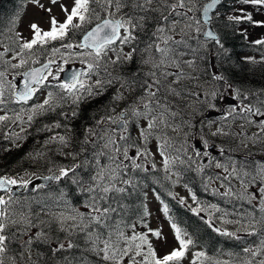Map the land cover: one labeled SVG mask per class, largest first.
I'll list each match as a JSON object with an SVG mask.
<instances>
[{
  "label": "rangeland",
  "instance_id": "1",
  "mask_svg": "<svg viewBox=\"0 0 264 264\" xmlns=\"http://www.w3.org/2000/svg\"><path fill=\"white\" fill-rule=\"evenodd\" d=\"M223 1L229 9L227 12L219 9L214 14L213 26L233 21L251 44L261 47L264 51V44L255 43L256 40H264V23H255L264 22V5L245 3L244 0ZM74 2L75 0H57L56 3H52V0H30L24 15L19 17L17 34L21 49L15 54H0V71L3 72V75H0V92L3 96L0 98L5 101L0 104V116L7 117L0 120V134L3 138L7 131V135L12 138L10 144L13 146L14 143L17 146L25 142L29 133L34 130L37 120L44 117L46 113L52 114L57 107H63L66 110L74 109L76 112L82 107L81 104L91 99L112 96V101L102 109L103 114L97 124L87 129L84 126H78L77 129H72L70 126L67 128L55 126L51 137L64 136L68 143L63 144L59 139H50L42 145L44 150L41 153L30 154L21 166V172L17 173L19 170H14L13 177L10 179L22 183L27 181L28 184L39 177L58 173L62 168H71L76 173L70 178L74 184V180L80 183L77 180L82 179L78 176L79 170L88 168L89 171L86 170V174L91 173V183L76 185L75 188L79 193L87 189V192L92 193L91 196L96 195V199V192L104 193L102 189L108 187V183L112 185L127 165L133 168L139 165L141 168L148 169L155 164L176 180L175 167L184 161V158L201 162L203 172L208 167L211 170L207 182L211 192L216 196L227 197L226 203L236 202V205L232 204L229 211L218 205L216 199H211L206 205L205 201L201 205L197 204L189 190L179 184L175 186L177 199L191 209H198V214L211 221L220 230L230 233L233 231L235 237L243 238L249 243L243 249L260 248L261 251L255 257L244 251L245 254L241 259L223 256L207 262L204 257L197 258L196 253L200 252L199 249L189 248L179 264H248L249 261L252 264H260L264 261V248L261 245V241H264L261 233L264 228V211H261V199L264 197V192H261L264 188V130L260 126V121L264 120V97L256 106L246 105L244 100L242 104L240 98L225 83L224 78H215L222 77L217 71L219 48L205 39L202 34L206 31V25L202 22L201 12L208 0H194V5H189L195 7L196 10L193 12H187V8L180 9L179 11L187 12V16L183 17L175 15L168 7L175 0H153L150 6L152 10L145 11L136 7L137 15L132 13L134 5L126 2V6L119 12H116L115 4L110 8L103 6L102 20L132 17L133 22L139 23V17L145 18L142 27L134 30L135 40L129 44L118 43L112 46L107 50V55L102 58L100 66L93 70H88L87 64L95 63L94 56L79 55L92 50L80 48V43L59 44L47 56V61H53L54 67L47 73V79L36 88L38 91L36 100L17 106L19 102L15 98V93L18 85L23 75L35 68L37 64L35 61L37 55L21 47L33 38L31 25L38 24L41 32L50 30L53 17L58 24L66 18L67 13L62 10L61 5L66 6L70 11ZM140 3H143V0ZM109 12L113 15L110 16ZM249 14L252 17L251 21L229 19ZM162 15L169 16V20L163 21ZM193 17L201 21L200 32L194 31L195 26L192 29L186 27L189 19ZM173 21H179L175 28L171 27ZM74 23L80 24L79 19H74ZM149 23H152V27ZM160 26L165 27L164 33L157 32ZM144 34L146 39L152 37L146 44H142L139 39V36ZM167 36H171L173 41L183 40L184 43L169 42L168 47L172 51L161 65L160 54L154 47L149 46L160 44L164 47L162 37ZM50 40L52 39L45 38V41ZM44 42L38 41L36 44ZM67 44H72L73 47L63 46ZM57 48L60 49L59 52L54 51ZM135 48L136 53L133 51ZM128 53H132L134 58L133 66L130 62L132 58L124 59ZM117 54L121 57L118 61ZM244 57L256 58L258 55L247 54ZM120 61L124 65L117 64ZM189 61L191 63H188ZM14 65L16 67H13ZM73 67L85 68L81 81L84 82L85 88L91 87L93 93H98L88 96L81 90L77 93L83 95L79 104L73 102L74 97L62 89L61 84L53 83V81L61 80L62 73ZM121 67L125 72L120 71ZM165 72L173 75L165 77L163 75ZM177 76H179L178 82ZM16 79H18L17 82H15ZM97 80L102 82V87L96 86ZM155 80L161 81L158 86L160 90L155 98H151L147 96L148 90L145 85L153 84ZM109 81L111 83H108ZM151 90L155 91L156 88L153 87ZM49 93L52 94L51 97ZM45 99H49V105L44 109L37 107L43 104ZM150 99L152 105L148 115L134 116L132 114L133 109L144 112L143 104ZM249 108L251 111H248ZM256 109H259L261 114H257ZM121 113H125L124 120L127 121L124 127L121 126L124 122L119 119ZM66 115L71 117V112ZM29 116L32 117L31 120L28 119ZM108 117H112V120H108ZM153 118L156 120V126L145 142L140 134L141 129L147 128L148 121ZM122 135L126 139H121ZM45 154H50L54 161L55 164L52 167L48 163L53 161ZM249 164L255 165L254 174H252V168L247 169ZM101 175L103 179L98 180L97 177ZM34 185L29 194H22L16 198L11 194L1 196L7 202L3 207L7 213L4 218L7 227L3 234L8 235L10 231H17L18 234H22L21 242L23 243L22 253L18 256L14 257V254L6 250L0 254L2 264H33L36 261L35 250L29 244L38 236V232L48 227L49 222L73 232L84 229L82 226L90 228L94 225L88 224L85 217L89 219L91 216L98 215L93 211V207H98L99 204L95 199L74 207L63 193L56 192L52 186H40L38 183ZM147 199L150 211L149 228H143L137 233H124V230L119 228L110 231L106 237L101 235L107 234V230L99 229L97 232L96 228L94 229L91 240L87 242L88 254L95 259L92 264H140L142 261V255H136L135 245L140 243L138 239L132 242L127 256L117 255L115 259L109 260L104 259L102 251L105 240H110L121 253L129 247V238L144 233L148 235L149 242L159 256L179 247L171 224L166 220L164 206L153 191L148 192ZM230 228L232 230H229ZM253 228L255 232L252 231ZM149 229L160 230L162 238L158 239L152 235ZM248 240L255 242L250 244ZM147 251V245H142V254H146ZM35 264L39 263L36 261ZM73 264L91 263L76 261Z\"/></svg>",
  "mask_w": 264,
  "mask_h": 264
},
{
  "label": "trees",
  "instance_id": "2",
  "mask_svg": "<svg viewBox=\"0 0 264 264\" xmlns=\"http://www.w3.org/2000/svg\"><path fill=\"white\" fill-rule=\"evenodd\" d=\"M229 1L236 2L239 0ZM29 2L30 0H0V54H15L21 49L17 34L19 17L24 15ZM125 2L134 5L132 13L137 15L135 4L140 3L141 0H125ZM103 6H105L104 0H99L98 3H92L90 0V11L85 14L87 17L86 21L80 22V28L70 29L62 39L45 41L42 44L33 45L31 49H27L29 53L37 55L35 59L37 64L35 66L45 63L48 54L59 44L80 43L82 36L92 28V23L95 25V23L97 24L102 21L104 17ZM228 9L229 6L224 3L220 10L227 12ZM149 24L152 27V23ZM214 29L223 45V47H220L213 42V45H217L219 48L217 52L220 54L217 71L224 78L225 83L240 98V103L244 104V101H246V105H258L264 97V51L261 50V47L251 44L244 33L238 30V26L233 21H226L224 25L214 26ZM139 39L142 44H146L152 37L146 39V35L144 34L143 36H139ZM247 54L258 55V57L245 58L244 55ZM133 61L134 58L130 61L131 66H133ZM117 64L124 65L122 61ZM120 71L125 72L123 67H121ZM0 73H3L2 70ZM242 96H247L246 100L242 99ZM111 101L112 96H101L91 99L81 104L82 107L76 111V115L73 117L72 115L71 117H67L66 114L70 112L72 114L75 111L74 109L66 110L63 107H57L52 114L46 113L44 117L37 120L34 130L29 133L25 142L17 146L14 143L13 146L10 144V139L12 138L7 135V131L5 133L6 136L3 138L0 134V177L11 178L13 177L14 170H19L17 173H20L21 166L30 154L34 152L41 153L44 150L42 145L50 140L57 123H60L61 128L70 126L72 129H77L78 126H84L87 129L97 124L98 119L103 114L102 109L107 107ZM13 106L16 107L15 105ZM71 120L72 122L70 123ZM74 137L76 138V135ZM2 145L3 147H1ZM45 155L48 156V159L52 160L50 154ZM183 160L175 167L176 180L171 175L164 173L155 164L148 169L141 167L133 168L127 165L112 185L108 183V187L111 190L107 193L96 192V199V195L91 196L92 193L87 192V189L79 193L77 192V188H75L76 185L88 184L86 182L91 183V173L86 174L88 168L86 170H79L78 176H81L80 178L82 179L80 181L77 180V182L80 183H76V180H74L75 183L72 184L70 178L76 175V173L75 171H71L65 179L52 186L55 191L63 193L74 207H78L86 202L89 203L95 199L99 203V208H108L110 211L100 221L93 219L94 216H91L89 219L86 216L85 221L88 224L92 223L94 225L90 226V228L82 226L84 229L75 232L70 231L68 228H59L55 223L49 222L48 227L38 232V236L29 244L35 250L36 261L39 264H73L76 261L94 263L95 259L92 255L88 254L87 242L91 240V233L95 228L97 232L99 229L107 230V234L101 235V237H106L110 231L118 230L119 228L123 229L124 233H137L143 228L150 227L148 220L150 211L147 199L149 191L154 192L163 206L167 205L168 213L165 214L166 220L170 224L176 223L178 227L187 233L186 238H191L193 243L189 245L188 249L200 247V252L205 253L204 258L207 262L223 256L243 258L242 255L245 254L243 248L245 245H249V243L244 241L243 238H238L234 235H224V231L222 230L221 232L217 231L208 219L197 212H193L191 208L177 199L175 186L179 184V186L182 185L189 190L192 197H195L193 199L197 204L201 205L205 201L206 205L211 199H216L217 204L227 210H229L232 204L236 205V202L226 203L225 199L227 197L222 195L216 196L215 193L211 192L207 183L209 175H211L209 167L203 172L201 162L198 163L186 160L185 158ZM54 164V161L53 163H48L50 167ZM250 168H252V174H254L255 165L249 164L247 169ZM117 189H122V191H117ZM229 230L232 229L230 228ZM16 232L10 231L6 235L8 238L6 241V251L14 254V257L20 255L23 248V243L21 242L22 234H18L17 232V235ZM231 233L234 232L231 231ZM261 233L264 236V228ZM248 241L250 244L255 242L254 240ZM69 242L73 244V247H67ZM60 244H64L65 247L60 249Z\"/></svg>",
  "mask_w": 264,
  "mask_h": 264
},
{
  "label": "snow or ice",
  "instance_id": "3",
  "mask_svg": "<svg viewBox=\"0 0 264 264\" xmlns=\"http://www.w3.org/2000/svg\"><path fill=\"white\" fill-rule=\"evenodd\" d=\"M57 0H52V3H56ZM92 3H98L99 0H91ZM221 0H208L207 3L203 5V17H204V23H210L212 17L209 16V13L213 10L216 9L217 5H219ZM245 3H252L255 5H264V0H244ZM153 3V0H143V3H136L135 6L138 8H142L145 11L152 10L150 8L151 4ZM90 0H75L74 6L71 7V10L69 11L68 8L64 5H61L62 10L67 13L65 20L62 23L57 22L56 18L53 17L51 20V28L48 31L41 32V29L38 24L33 23L31 25V28L33 30V38L25 42L21 47L22 49H31L34 44H36L38 41L44 42L45 38H50L52 40H56L58 38H63L65 35L68 33L70 29H78L81 27V24L74 23V19L78 18L80 22H85L87 17L86 13L90 11L89 8ZM113 4H115L116 12H119L121 8L125 7V0H104V5L106 8H110ZM189 5H194V0H175L174 3L170 4L168 7L170 10L175 13L177 16H187V12H193L195 11V7H190ZM148 6V7H145ZM187 8V12L179 11L180 9H185ZM50 11V9H49ZM109 15H113L111 12H109ZM144 17L140 18V22L136 23L133 22L132 17L128 18H121V19H104L102 23H97L96 27L93 28L92 30L88 31L84 37H83V42L79 45L80 48H85V49H92L93 51H90L88 53H80L79 55H88V56H94L95 63H88L87 68L88 70H93L95 68H98L100 66V62L102 61V58L107 55V50L110 49L112 46H114L117 42L120 44H129L133 40H135V33L134 30L137 28L142 27V24L144 22ZM161 19L163 21H168L169 16H161ZM229 19L239 21L241 19H246L251 21L252 17L251 15H246L244 17H230ZM255 23H264V22H255ZM179 24V21H173L171 27L175 28ZM194 27L195 32H200L201 31V21L196 18H190L188 24L186 25L187 28L192 29ZM123 30V31H122ZM157 32L159 33H164L165 32V27L160 26L157 28ZM208 41L215 42V44L219 45L220 47H223L221 44V41L219 37L211 30L204 31L202 33ZM164 47H161L160 44H155V45H150L149 47H154L155 51L160 54V64L163 65L165 59L169 57L170 52L172 49L168 47L169 42H174L176 44H181L184 43L183 40L181 41H173V38L171 36L167 37H162ZM256 44H264V40H256ZM66 48H72V44H67L63 45ZM114 50V49H113ZM54 51L59 52L60 49H54ZM135 51V49H133ZM120 54H117L116 60L118 61L120 59ZM132 58V53H128L127 55L124 56V59H131ZM251 59V58H249ZM86 62V61H82ZM115 63L116 61H112ZM23 63V61H21ZM49 63H53V61H49ZM188 63H191L189 61ZM156 67H159L160 65H155ZM178 66V65H177ZM13 67H16L15 65ZM62 70V69H61ZM0 75H3L0 73ZM82 74L79 73H73L71 80L69 82L62 83L60 87L64 90H66L67 93L71 94L74 97L73 102L76 104H79V102L83 99V95L80 94L78 95V92H86L88 96H92L94 94L98 93H93L91 87L85 88V84L83 81L79 79V76ZM150 75H155V73H150ZM165 77L168 75H173L172 73H163ZM216 79H222V77H215ZM43 79H47V77H43L40 80H38V83H42ZM179 80V76H177V82ZM108 83H111L109 81ZM161 84L160 80H155L153 84H146L145 87L148 90L147 91V96L151 98H155L157 92L160 90L159 85ZM77 85H79V88H77ZM96 86L102 87V82L100 80L96 81ZM155 87L156 90L152 91L151 89ZM174 91V90H173ZM35 92V89L33 88H27L23 93L18 94V100H23L27 101L32 94ZM51 93H49V96L51 97ZM3 96V93L0 92V97ZM119 98V97H117ZM143 99V97H141ZM5 103V101L0 98V104ZM49 105V99H45L43 104L38 105L37 107L44 109L45 106ZM151 105H152V100H148L143 104V108L145 109L144 112L139 111L138 109H133L132 114L134 116H141V115H148L151 112ZM235 111V109H233ZM248 111H251V108L248 109ZM257 114H261L259 109H256ZM72 116L76 115V112L73 111ZM124 115L125 113H121L119 119L124 122V124H127V121L124 120ZM19 118V117H18ZM7 119V117L0 116V120ZM29 120L32 119L31 116L28 117ZM108 120H112V117H108ZM156 126V120L153 118L152 120L148 121L147 128L141 129V136L146 142L148 140V137L150 135L151 130ZM260 126L261 129L264 130V120L260 121ZM56 127H60V125L57 123ZM91 131V130H89ZM220 130L218 129V132ZM215 134V133H214ZM121 139H126L125 136H121ZM51 140H57L63 144H67L68 141L64 136H53L50 138ZM138 155L140 152L138 151ZM163 154V153H162ZM125 156L127 157V153L125 151ZM167 163V161H166ZM136 167H140L139 165H136ZM73 169H60L59 174L46 179H59L60 176H67L69 172H71ZM98 180H102L103 176L97 177ZM17 181L14 179H10L8 177H0V188L5 187L7 184H15ZM27 184V181L24 182ZM127 183V181H126ZM111 189L110 187H104L102 191L104 193L109 192ZM117 191H122V189H117ZM261 192H264V188L261 189ZM195 198V197H193ZM183 202V201H181ZM7 202L3 197H0V205H5ZM261 204L262 208L261 211H264V197L261 199ZM202 210V209H201ZM93 211L98 213V215L94 216L93 219L96 221H100L103 216H105L110 209L108 208H99V207H93ZM163 211L165 214L168 213V207L167 205H164ZM193 212L198 213V209H192ZM7 213L5 210H0V254H2L6 250V241H7V236L4 235V231L7 227V225L4 223V218L6 217ZM171 227L174 231L175 238L179 243L178 248H173L170 252L163 256H159L152 246V244L149 242L148 235L146 233L140 234L139 236H132L129 238V247H126L122 253L118 252L114 244L110 240H105L104 241V248L102 251L104 252V259L109 260V259H115L117 255L121 256H127L128 252L130 250V246L133 241H136L137 239L140 241V243L136 244L135 247L137 249L136 255L140 256L142 255V261L140 264H179V262L184 258L185 252L188 249L189 245L193 243L190 237H187V233L184 232L180 227L177 226L176 223H172ZM219 231V229H217ZM255 232L256 230L253 228L252 230ZM149 232L152 233V235L156 236L158 239L162 238V233L160 230H152L149 229ZM224 235H235L234 233H228L224 232ZM121 235H123L121 233ZM166 242V240H165ZM146 244L148 251L146 254H142V245ZM262 248H264V241H261ZM65 247L64 244H60L59 248L63 249ZM67 247L71 248L73 247V244L71 242L68 243ZM246 253H250L252 257H255L259 251H261L260 248L257 250H252L249 248L244 249ZM111 253V254H110ZM197 258L199 257H204L205 253L199 252L196 253ZM2 264V262H0ZM248 264H252L251 261L248 262ZM260 264H264V261H261Z\"/></svg>",
  "mask_w": 264,
  "mask_h": 264
},
{
  "label": "water",
  "instance_id": "4",
  "mask_svg": "<svg viewBox=\"0 0 264 264\" xmlns=\"http://www.w3.org/2000/svg\"><path fill=\"white\" fill-rule=\"evenodd\" d=\"M222 4H223V1L221 0L220 4L217 5L216 9H213L209 13V16H211L213 18L214 14L218 11V9L221 7ZM201 18H202V22L204 23L203 10L201 12ZM102 22H100V23H102ZM205 25H206V28H207L206 31L207 30H211L218 36V34L213 29L212 19H211L210 23H207ZM95 27H96V25L93 28H95ZM83 37L81 39L80 44L83 42ZM204 38L207 39L205 36H204ZM90 50H92V49H90ZM51 67H52V63H44V64H40V65L36 66L35 68H32L29 71H27L22 77V79L25 81V83L19 85L18 90L16 92V98L18 99V94L19 93H23L27 88L35 89V87L40 84L37 81L40 80L41 78H43L46 75V73L50 70ZM83 71H84V68H71V69H68L67 71H65L63 73V82L64 83L65 82H69L71 80V77H72L73 73L82 74ZM80 77H81V75L79 76V79H80ZM35 97H36V91L32 94V96L27 101H23V100H20V101L21 102H29V101L34 100ZM58 174H59V172L58 173H53V174H51L49 176H46V177L47 178H51V177H54V176H56ZM46 177H39V178L35 179L34 182H31L28 185V188H27V190L24 193L21 192L24 189V187H25L24 184H22V183L7 184L5 187L0 188V197L2 195H5V194L9 193L10 191H12L11 195L13 197L20 196L22 194L26 195V194H29L31 192V190H32V188H33L35 183H38V184H41V185H49L51 183H54V182H57V181L63 179L65 176H60L59 179H46ZM2 207H3V205H0V210H2Z\"/></svg>",
  "mask_w": 264,
  "mask_h": 264
},
{
  "label": "flooded vegetation",
  "instance_id": "5",
  "mask_svg": "<svg viewBox=\"0 0 264 264\" xmlns=\"http://www.w3.org/2000/svg\"><path fill=\"white\" fill-rule=\"evenodd\" d=\"M62 75H63V73H62ZM53 83H54V84H57V85H58V84H62V82H61L60 80L53 81ZM37 95H38V91H37ZM24 104H29V103H20V102H19V104H17V105H19V106H23ZM121 126L124 127V123H122Z\"/></svg>",
  "mask_w": 264,
  "mask_h": 264
},
{
  "label": "bare ground",
  "instance_id": "6",
  "mask_svg": "<svg viewBox=\"0 0 264 264\" xmlns=\"http://www.w3.org/2000/svg\"><path fill=\"white\" fill-rule=\"evenodd\" d=\"M90 30H91V29H90ZM90 30H89V31H90ZM87 32H88V31H87ZM87 32H86V33H87ZM86 33H85V34H86ZM85 34H84V35H85ZM84 35H83V36H84ZM83 36H82V37H83ZM81 39H82V38H81ZM80 42H81V41H80ZM45 63H49V61H46ZM42 64H44V63H42ZM230 148H231V147H230Z\"/></svg>",
  "mask_w": 264,
  "mask_h": 264
}]
</instances>
